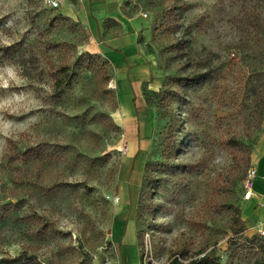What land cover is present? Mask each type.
<instances>
[{
  "label": "rangeland",
  "instance_id": "rangeland-1",
  "mask_svg": "<svg viewBox=\"0 0 264 264\" xmlns=\"http://www.w3.org/2000/svg\"><path fill=\"white\" fill-rule=\"evenodd\" d=\"M117 1L127 23L92 12L98 40L82 0L57 9L46 0H0V257L26 249L33 264H170L214 253L222 264H248L240 244L229 243V204L241 207L246 236L262 238L264 218H247L244 206L248 147L264 134L256 102L264 90V0ZM124 35L134 36L143 58L133 71L113 64L106 93L94 72L80 70L84 45L116 48L110 42ZM61 63L76 75L59 98ZM124 77L136 108L141 95L146 102L133 123L118 116ZM22 135L54 148L41 181L50 192L10 180L9 142ZM127 146L144 162L122 182ZM34 207L51 222L42 234L29 216Z\"/></svg>",
  "mask_w": 264,
  "mask_h": 264
},
{
  "label": "trees",
  "instance_id": "trees-1",
  "mask_svg": "<svg viewBox=\"0 0 264 264\" xmlns=\"http://www.w3.org/2000/svg\"><path fill=\"white\" fill-rule=\"evenodd\" d=\"M53 9V8H52ZM114 24L121 26V23L116 19H111ZM15 48V46H14ZM12 46L7 47L5 50L16 52ZM80 70H89L94 72L97 82L102 86L106 93H112V89L109 87V83L112 80L113 63L109 58L104 57L101 54L87 52L80 62ZM218 71V69H215ZM62 77L55 76V95L59 98L63 97L67 89H70L73 84V78L76 75L71 69V65L67 63H61L57 69ZM207 71H213L208 69ZM257 106L261 110V122L264 124V90L261 88L257 95ZM137 117V115H136ZM136 119V118H135ZM138 125V124H137ZM139 129V125H138ZM49 140L34 141L29 137L23 136L18 139H11L8 146L7 163L6 167H9L11 174L10 180L17 186L25 187L26 184L34 183L40 186V190L44 193L50 192L51 185L41 183L43 179V167L49 165L51 160L55 156L54 148L51 146ZM253 152V147H248L249 158ZM251 159L248 161L250 165ZM36 170H40V173H36ZM149 180L148 177L142 179V188ZM25 197L18 199V204H23ZM14 201L9 202L11 205H16ZM229 208L232 212V220L230 225L231 238L229 240L232 248L235 245L240 244L243 254L251 261L248 264H264V236L260 238L257 235L252 237L246 236V221L242 217V209L237 203L229 204ZM31 220L35 222L37 226L38 234H42L48 231L51 226L50 219L47 216L42 215L35 207L32 209V213H29ZM137 217L139 218V212ZM143 232L138 231V244L143 239ZM261 239V243L259 242ZM33 257L28 250L24 249L17 256H2L0 257V264H24L23 262H31ZM30 264H33L32 262ZM170 264H222L220 258L214 253H207L202 257L192 259L187 263H181L178 259H174Z\"/></svg>",
  "mask_w": 264,
  "mask_h": 264
},
{
  "label": "crops",
  "instance_id": "crops-1",
  "mask_svg": "<svg viewBox=\"0 0 264 264\" xmlns=\"http://www.w3.org/2000/svg\"><path fill=\"white\" fill-rule=\"evenodd\" d=\"M82 1L84 2V7L87 13L85 18L86 19L90 18L89 24L90 26L96 29L97 32L95 36L97 37L98 40H99L98 38L99 24H98V20L92 17L91 15L92 12L96 13V16L98 18L109 17L116 19L123 25L127 23L126 22L127 18L121 12L117 0H82ZM110 43L114 45V47L116 48H110L102 44L100 41L99 42L95 41L88 45H84L85 47L83 51L84 52L89 51L91 53H99L104 57L109 58L113 64L117 65L118 68L120 67L119 69H121V71H133L131 66H133L134 63L139 62V60L143 58L141 55H138L135 52L137 51V46L133 35L132 36L124 35L121 38L112 40ZM126 59H128L129 62H127ZM136 71L138 70L136 69ZM118 88L122 93L121 94L122 108L119 112V117L122 115V119L124 118V120H129L130 123H133V118H135V116L137 115V110L140 112L142 111L144 112L146 110L145 98L142 95L138 98V104H137L138 109H137L133 103V98L135 101L134 90L136 91V89L135 87L134 90L131 88L126 77H124V82L122 83L121 81L118 80ZM141 122H142L141 130H142V134L144 135L145 133L143 132L145 130L147 132L148 124H146L145 120H141ZM138 125H136L137 129H138ZM129 127L131 128L130 132H132L134 126L130 125ZM141 130L140 129L136 130L137 131L135 134L136 137L133 138L134 141L135 140L137 141L139 146L141 141L140 140ZM129 149L130 146L129 147L127 146V149L125 151L126 152L125 156L123 157L122 172L120 175V180L122 182L124 181L126 182V180L130 178V174L133 168L136 167L135 169H137L138 167L141 170V167L144 162L143 157L140 156L141 154H139V150L135 154L130 155L128 152ZM139 149L141 148L139 147ZM251 160L253 167L257 170V174L253 188V195L250 199L245 201L244 214H246L247 218L258 219L257 221H260L263 220L261 218H264V208H263L264 207V134L263 137L255 145L253 152L251 154ZM134 181L135 182L133 183L131 189L130 190L128 189L130 195H132V193L136 195L137 193V182L136 180ZM250 200H255V203L252 208H249L248 206Z\"/></svg>",
  "mask_w": 264,
  "mask_h": 264
},
{
  "label": "built area",
  "instance_id": "built-area-1",
  "mask_svg": "<svg viewBox=\"0 0 264 264\" xmlns=\"http://www.w3.org/2000/svg\"><path fill=\"white\" fill-rule=\"evenodd\" d=\"M46 1L48 5L53 9L60 8L63 2V0H46ZM256 174H257V170L254 167H251L248 171L247 178L245 181V186H246L245 199L247 200L250 199L253 195V188H254ZM259 231L264 236V225L259 228Z\"/></svg>",
  "mask_w": 264,
  "mask_h": 264
},
{
  "label": "bare ground",
  "instance_id": "bare-ground-1",
  "mask_svg": "<svg viewBox=\"0 0 264 264\" xmlns=\"http://www.w3.org/2000/svg\"><path fill=\"white\" fill-rule=\"evenodd\" d=\"M118 116H119V114H118Z\"/></svg>",
  "mask_w": 264,
  "mask_h": 264
}]
</instances>
